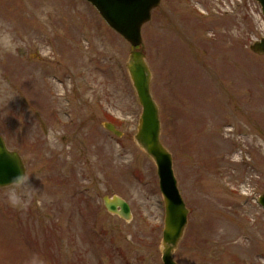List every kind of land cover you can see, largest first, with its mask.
<instances>
[{
	"label": "rangeland",
	"instance_id": "obj_1",
	"mask_svg": "<svg viewBox=\"0 0 264 264\" xmlns=\"http://www.w3.org/2000/svg\"><path fill=\"white\" fill-rule=\"evenodd\" d=\"M262 37L257 0H161L142 27L190 208L178 264H264V55L250 48ZM133 49L88 0H0V135L32 185L25 207L0 188V264H163L157 166L134 139Z\"/></svg>",
	"mask_w": 264,
	"mask_h": 264
},
{
	"label": "water",
	"instance_id": "obj_2",
	"mask_svg": "<svg viewBox=\"0 0 264 264\" xmlns=\"http://www.w3.org/2000/svg\"><path fill=\"white\" fill-rule=\"evenodd\" d=\"M102 15L106 23L123 36L133 47L142 43V26L151 19L152 11L161 0H88ZM264 14V0H258ZM251 50L264 55V37L251 45ZM136 90L142 113L134 139L154 160L157 166L160 189L165 203V220L162 239V260L164 264H178L174 252L178 247L188 222L189 209L180 193L173 168L172 153L161 141V120L159 106L151 90L152 72L145 54L132 50L126 63ZM104 127L117 136H122L113 123ZM10 152V153H9ZM25 168V169H24ZM26 170L25 163L17 151L10 150L0 135V188L11 186V179ZM264 207V195L260 198ZM106 209L129 220L132 210L129 203L120 196L104 198Z\"/></svg>",
	"mask_w": 264,
	"mask_h": 264
},
{
	"label": "clouds",
	"instance_id": "obj_3",
	"mask_svg": "<svg viewBox=\"0 0 264 264\" xmlns=\"http://www.w3.org/2000/svg\"><path fill=\"white\" fill-rule=\"evenodd\" d=\"M30 177L31 175L27 174L26 170H24L23 172L18 173L11 179L9 183L11 187L5 194L7 202L10 204V206H26V198L30 197V189L32 187L30 183ZM27 264H45V262L43 258H41L38 254H33L29 258Z\"/></svg>",
	"mask_w": 264,
	"mask_h": 264
},
{
	"label": "bare ground",
	"instance_id": "obj_4",
	"mask_svg": "<svg viewBox=\"0 0 264 264\" xmlns=\"http://www.w3.org/2000/svg\"><path fill=\"white\" fill-rule=\"evenodd\" d=\"M43 87H44V85H43Z\"/></svg>",
	"mask_w": 264,
	"mask_h": 264
}]
</instances>
